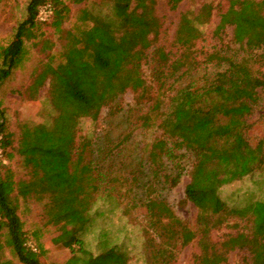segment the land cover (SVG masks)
I'll list each match as a JSON object with an SVG mask.
<instances>
[{"label":"trees","instance_id":"16d2710c","mask_svg":"<svg viewBox=\"0 0 264 264\" xmlns=\"http://www.w3.org/2000/svg\"><path fill=\"white\" fill-rule=\"evenodd\" d=\"M164 1L170 10H175L183 0ZM109 2V14L82 9L80 25L64 30L69 8L63 0H28L24 17L12 28L8 42L0 45L1 84L22 64L24 40L38 24H49L55 33L65 34L57 64L53 66L50 57L32 76L33 89L48 81L49 93L59 107L60 113L51 125L26 127L14 146L0 101V253L7 248L19 264H42L47 251L38 235L32 233L31 237L25 231L17 213L18 199L41 198L49 180H54L59 194L74 198L73 207L59 199L50 203V211L59 221L51 242L70 253L64 264H129L122 244L108 240L107 232L98 236L102 244L97 253H92L81 237L91 223L97 200L111 198L114 189L120 192V186H114L118 182L127 185L123 197L127 194L131 205L135 198L131 196L129 179L105 171L93 156L92 144L78 139L77 129L81 119L94 122L101 108L115 105L126 90L144 98L142 61L157 40L161 25L155 14L156 0ZM45 3L52 6V15L48 21L40 22L37 11ZM227 3L226 9L219 12L215 33L220 35L226 27L231 28L226 45L229 52L217 51L206 57L204 62H215L224 68L203 83H189L169 94L163 89L166 78L176 73L181 74L178 77L189 74L203 63L196 59L193 47L201 34L198 25L210 18L211 3L202 4L193 16L180 14L174 45L181 51L175 60L170 61L162 46L154 50L160 92L140 115L139 123L143 128L157 127L161 136L149 144L148 162L153 181L160 179L170 188L177 184L182 171L175 148L193 153L184 196L197 214L194 226H189L154 194V182L150 184L141 203L145 209L144 222L139 225L142 264H174L178 252L194 240L198 252L193 264H223L233 250L244 252L243 264H264V199L229 206L219 196L223 186L264 168V135L254 144L249 139L250 117L264 92V2ZM14 154L29 171L27 181L15 182L3 163V158L9 160ZM164 160L170 161L173 172H164ZM60 203L65 206L60 207ZM120 210L122 215L128 214L125 207ZM231 219L242 221L243 230L214 241L212 231ZM0 264L13 262L0 257Z\"/></svg>","mask_w":264,"mask_h":264},{"label":"rangeland","instance_id":"374dc122","mask_svg":"<svg viewBox=\"0 0 264 264\" xmlns=\"http://www.w3.org/2000/svg\"><path fill=\"white\" fill-rule=\"evenodd\" d=\"M27 1H0V45L8 42L12 28L24 17ZM63 1L69 8L67 18L62 25L64 30L80 25L78 19L82 9L94 14H109L111 11L109 0ZM258 1L264 2V0ZM204 3H211L212 12L207 22L198 25L201 34L195 40L193 47L196 59L203 63L189 74L178 77L181 74L176 73L172 78H166L164 92L169 94L173 89L189 83L201 84L206 77L221 71L224 65L204 62V60L209 54L217 51L223 54L229 52L226 45L231 39V28L226 27L220 35L215 33L219 12L226 9L227 0H183L175 10H170L164 0H156L155 14L160 20L161 27L157 40L147 50L146 57L142 61L141 72L146 86L144 98L139 97V93L126 90L115 105L102 107L94 122L88 118L80 120L77 129L78 139L92 144L93 156L105 171L108 170L111 174L129 179L127 181L132 183L133 190L131 196L135 198L134 205H131L128 202L129 196L125 194L123 197L127 185L121 181L114 185L116 188H118L117 185L120 186V192L114 189L111 198L97 200L91 223L81 234L86 247L92 253L99 251L102 242H99L98 236L104 231L108 233V240L122 244L123 249L128 253L129 264L143 263V242L139 225L144 222L145 209L141 203L145 199L146 188L153 182L156 186L154 194L164 199L182 221L191 227L195 224L197 210L184 196V188L189 181L188 173L194 162L193 153L185 148H175L174 153L182 169L175 186L169 188L160 179L153 181L147 150L151 141L161 136V131L155 126L141 127L139 117L147 111L151 99L160 92L155 74V48L164 47L170 61L175 60L181 51L174 45V34L180 14L189 13L193 16L199 12ZM64 35V33H55L49 24H38L24 40L26 53L22 64L0 84L1 106L7 131L14 141V146L26 127L35 124L50 126L51 121L60 113L59 107L49 93L48 81L37 89H33L31 84L33 74L40 71L41 67L49 62L50 57H53V66L57 64L56 56L62 50ZM250 121L252 128L249 131V139L254 144L264 135V92ZM3 163L11 171L15 182L27 181L30 178L29 171L18 155L14 154L9 160L3 158ZM163 169L165 173L174 171L173 165L168 160H164ZM130 179L133 180L130 181ZM53 181L49 180L48 184L45 182L47 185L41 198L20 197L18 199L17 213L24 224L25 231L31 237L32 233L38 235L39 241L47 251L42 264H64L70 256L67 248L51 242V239L56 236L59 221L51 213L50 203L59 199L66 206L73 207L74 198H65L63 194H59ZM219 196L229 206H244L256 199H264V168L223 186L219 190ZM120 207H125L128 214L122 215ZM242 227V221L231 219L213 230L211 238L214 241H220L226 234L243 230ZM31 243L34 244L32 239ZM197 252L198 245L194 240L178 252L174 264H193L192 259ZM244 256L243 251H230L223 264H243ZM0 257L11 259L13 264H19L11 257L7 248L3 249Z\"/></svg>","mask_w":264,"mask_h":264},{"label":"built area","instance_id":"2783aa9c","mask_svg":"<svg viewBox=\"0 0 264 264\" xmlns=\"http://www.w3.org/2000/svg\"><path fill=\"white\" fill-rule=\"evenodd\" d=\"M52 15V6L49 3H45L38 8L37 19L40 22H46Z\"/></svg>","mask_w":264,"mask_h":264}]
</instances>
